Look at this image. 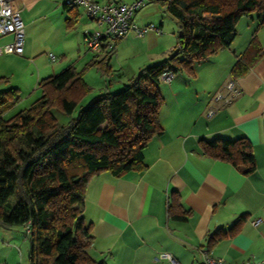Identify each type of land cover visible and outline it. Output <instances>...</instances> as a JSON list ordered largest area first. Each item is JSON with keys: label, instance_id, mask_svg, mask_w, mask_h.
I'll use <instances>...</instances> for the list:
<instances>
[{"label": "crops", "instance_id": "crops-1", "mask_svg": "<svg viewBox=\"0 0 264 264\" xmlns=\"http://www.w3.org/2000/svg\"><path fill=\"white\" fill-rule=\"evenodd\" d=\"M65 1H19L30 55L34 53L29 25L39 18L35 13L46 19L47 6L60 8L66 23L70 12ZM72 12L77 15L72 27L75 38L84 45V31L95 25L89 24L84 9ZM251 20L243 41L193 63L190 71L173 73L170 83L159 80L163 103L158 120L163 134L151 138L144 149V171L115 178L103 171L88 181L83 215L91 225L93 244L88 253L92 259L105 264H166L165 257L172 256L176 264H197L207 251L225 264L264 263V24L257 26ZM252 39L262 55L244 75L233 79V66ZM230 80L242 92L225 105L215 95L226 93ZM211 109L214 113L208 116ZM240 137L252 144L256 169L251 175L203 155L199 148L200 138ZM241 215L246 218L230 232ZM256 219L261 222L253 227Z\"/></svg>", "mask_w": 264, "mask_h": 264}, {"label": "trees", "instance_id": "trees-1", "mask_svg": "<svg viewBox=\"0 0 264 264\" xmlns=\"http://www.w3.org/2000/svg\"><path fill=\"white\" fill-rule=\"evenodd\" d=\"M160 1L179 23L178 51L143 70L120 91L100 93L67 125H56L51 109L72 115L90 90L74 67L40 81L36 102L10 118L5 114L18 100L17 89L0 92V227L28 229L30 264H105L88 253L93 244L91 225L83 215L88 181L103 171L114 178L144 171V149L151 138L163 134L158 120L163 73L190 69L228 48L244 17L255 15L257 26L264 24V0ZM65 8L71 28L75 8ZM114 52L115 47L99 55L110 59ZM261 55L252 39L235 62L232 78L244 75ZM198 143L203 155L228 162L243 175L256 169L252 144L244 137L200 138ZM178 199L171 200L177 204ZM245 218L241 215L230 232Z\"/></svg>", "mask_w": 264, "mask_h": 264}, {"label": "rangeland", "instance_id": "rangeland-1", "mask_svg": "<svg viewBox=\"0 0 264 264\" xmlns=\"http://www.w3.org/2000/svg\"><path fill=\"white\" fill-rule=\"evenodd\" d=\"M59 9L54 10L53 6H47L45 10H48L49 15L46 19L40 18V14L35 13V17L39 16V18L34 19L29 25L33 55H30L26 49V38L29 34L24 36L25 54L22 58L15 54L0 55V92H8L14 88L18 93V100L5 114L8 118L36 102L41 95V90L38 88L40 81L49 76H56L61 70L71 66L81 75L90 90L81 97L72 115H67L57 108L51 109L56 125H67L94 97L103 92L120 91L125 83L135 79L143 70L164 62L178 51L179 23L168 13L160 0H151L142 8L138 13L140 15L134 18V21L139 26H159L162 34L157 35L148 31L142 39L126 36L115 45V52L110 59L96 56L85 44L79 43V38H75V29L67 27ZM86 19L94 26L87 15ZM251 19L257 24L255 15L251 18L244 17L238 22L236 26L238 35L233 45L236 41L244 40ZM9 41V37L1 38L0 45ZM78 47L80 53L77 52ZM50 53L55 57L54 62L49 58ZM79 57H83L82 60ZM181 72L185 73L186 68ZM162 88L164 87L161 86ZM27 234V229L21 226L6 229L0 227V264H30V243Z\"/></svg>", "mask_w": 264, "mask_h": 264}, {"label": "built area", "instance_id": "built-area-1", "mask_svg": "<svg viewBox=\"0 0 264 264\" xmlns=\"http://www.w3.org/2000/svg\"><path fill=\"white\" fill-rule=\"evenodd\" d=\"M20 0H0V39L9 37L10 41L0 45V55L15 54L23 55L25 27L20 15ZM167 2L171 0H165ZM151 0H132L125 3L117 0H110L107 3H99L94 0H66V7L82 8L94 28L84 31V41L87 49L96 56L113 49L117 42L126 37L128 33L137 38H144L148 31L161 35V28L154 25L139 26L133 22V17L142 10ZM52 62L55 57L50 53ZM173 73L165 72L160 76L161 80L170 83ZM159 79V80H160ZM226 93H217L215 100L222 104H229L240 94V87L235 80H230L225 84ZM214 110L207 113L211 116ZM261 222L256 219L251 222L254 227ZM28 233V229H27ZM203 261L197 264H225L221 258L213 257L207 251L203 253ZM166 264H176L172 256L165 257ZM242 264H252L244 261Z\"/></svg>", "mask_w": 264, "mask_h": 264}]
</instances>
